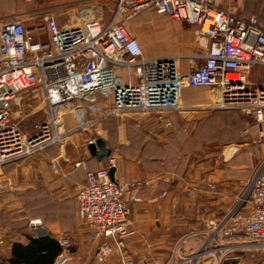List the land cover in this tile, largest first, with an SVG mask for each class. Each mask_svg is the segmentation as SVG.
<instances>
[{
  "label": "built area",
  "instance_id": "obj_1",
  "mask_svg": "<svg viewBox=\"0 0 264 264\" xmlns=\"http://www.w3.org/2000/svg\"><path fill=\"white\" fill-rule=\"evenodd\" d=\"M145 9L194 29L198 54L187 57L186 74L180 72L183 57L144 58L137 39L115 22L121 12H129L130 18ZM113 14L105 21L101 6L90 4L62 25L48 14L39 28L45 37L28 30L19 17L0 20V167L62 146L71 134L63 129L64 115L71 117L74 132L84 134L125 114L149 116L169 129V116L184 110L183 88H205L210 109L240 110L251 117L258 125L259 142H264V84L249 80L252 69L264 67V26L255 16L223 11L216 0H116ZM39 113L44 121L31 134L24 133L20 123ZM95 141L89 138L87 145ZM111 167L112 160L75 185L76 218L97 244L96 262L104 263L116 252L121 264H132L123 253V242L132 234L131 199L125 192L139 183L111 180ZM57 168L53 163L52 170ZM242 203L249 205L244 216ZM206 234L200 248L181 256L177 264H198L216 251L224 261L227 255L238 261L241 252H264V163L237 205L221 220L210 221ZM241 234L242 243L212 249L216 239ZM60 247L51 264H71L68 243L62 241ZM250 264H264V259Z\"/></svg>",
  "mask_w": 264,
  "mask_h": 264
},
{
  "label": "crops",
  "instance_id": "obj_2",
  "mask_svg": "<svg viewBox=\"0 0 264 264\" xmlns=\"http://www.w3.org/2000/svg\"><path fill=\"white\" fill-rule=\"evenodd\" d=\"M99 1L0 0V20L19 17L28 30H38L45 37L44 29L39 28L46 15L56 16L58 24L62 25L80 7L99 4ZM125 13L127 17L129 12ZM185 62L186 65H180L182 74L189 71L187 58ZM261 70L260 67L252 69L249 80ZM251 81L261 84L260 78ZM198 90L202 91L205 100L208 98L205 88H183L182 105L200 103L202 97H182L185 92ZM203 90L207 95L204 96ZM169 117L171 120L173 116ZM152 121L154 126L166 129L153 118ZM101 124L92 132L105 136L102 141L110 151L108 158L99 161L91 157L86 149L87 140L81 144L88 134L74 132L71 117L64 115L63 129L71 134L62 146L49 147L32 158L0 167V227L3 233L0 264H7L14 244L26 246L31 238L46 237L57 242L59 247L62 241L68 243L71 264H121L116 252L104 263L94 260L97 244L89 239L87 229L76 218L75 185L84 183L87 172L104 168L110 160L115 169V180L126 184L139 183L125 192V197L131 199L129 221L132 234L123 242V253L132 264H177L181 256L192 254L207 239L208 223L217 219L212 218L210 212L204 215L196 208L198 195L203 198L204 192H195L194 188L203 186V179L200 180L203 177L192 168L186 171V167L182 169L186 172L179 174L181 168L173 167L171 154L166 148L168 143L160 130L152 125L150 135L142 136L123 124L106 130ZM111 132L115 134V141L110 146L108 135ZM66 142L73 148L69 154L66 153ZM77 162L81 163L79 167L74 166ZM53 163L57 164V171L52 170ZM29 203L38 204L37 208L33 210L27 206ZM234 243L216 239L212 246L218 248ZM219 254L216 251L213 256L219 257ZM231 256L228 255V263L223 260L221 264H236ZM210 258L206 256L198 264H214Z\"/></svg>",
  "mask_w": 264,
  "mask_h": 264
},
{
  "label": "rangeland",
  "instance_id": "obj_3",
  "mask_svg": "<svg viewBox=\"0 0 264 264\" xmlns=\"http://www.w3.org/2000/svg\"><path fill=\"white\" fill-rule=\"evenodd\" d=\"M115 2L116 0H100L98 2L103 10L105 21L114 15ZM216 2L220 9L233 15L255 16L264 26V0H216ZM126 14L121 12L115 18V22L124 24L128 32L139 40L144 58L181 56L184 59H180V65H186L185 61L188 56L198 54L195 31L187 24L156 16L150 9H145L130 18L125 17ZM120 74L124 75V72L121 71ZM259 78L264 80V70H261L258 75L254 74L250 81H256ZM186 96L194 99L203 98L201 90L182 94L183 98ZM207 105L208 98L205 100V97L198 104H183V111L171 115V117L173 116L171 128L161 129L159 126H155L168 143L166 148L171 154L173 167L181 168L179 174H184L192 168L193 172L203 177L200 178V180L203 179V184H201L203 186L198 189L194 188L195 192H204L203 198H201V194L198 195L197 210H200L204 215L206 212H210L212 218L221 220L237 205L238 200L244 195L250 179L262 167L264 143L259 142L258 125L251 117L246 116L240 110H214L208 108ZM44 119L43 113L29 116L20 123V127L24 133L31 134L35 126L43 122ZM153 123L149 116L125 114L104 121L100 126L106 130L107 127L115 128L123 124L125 127L133 128L137 134L149 136L148 132L152 130H150V126H154ZM88 135L83 137L82 145L89 138L102 140V137H105L103 134L95 132ZM108 137V144L111 146L112 141H115V134L111 132ZM66 144V153L69 154L73 148L69 142ZM54 147L59 148L60 144ZM184 167H186V171L182 170ZM37 205L27 204L33 210L37 208ZM248 209L249 205L242 203L241 215H246ZM244 240L241 234L238 238H228L225 241L242 243ZM198 248H200L199 245L196 249L198 250ZM218 248L212 246V249ZM221 255L219 254V257L211 256L210 259L214 264H221V261L224 260V258L220 259ZM240 257L236 264H250L253 259H264V252L260 250L245 251L241 252ZM228 261L226 260L227 263Z\"/></svg>",
  "mask_w": 264,
  "mask_h": 264
},
{
  "label": "trees",
  "instance_id": "obj_4",
  "mask_svg": "<svg viewBox=\"0 0 264 264\" xmlns=\"http://www.w3.org/2000/svg\"><path fill=\"white\" fill-rule=\"evenodd\" d=\"M259 24L262 25L260 22ZM260 68L264 70V67ZM260 82L264 83V80L260 79ZM110 119L113 118H108L107 120ZM60 251L61 248L58 243L48 237L39 239L31 238L26 246L20 244H14L12 246L11 256L7 264H51Z\"/></svg>",
  "mask_w": 264,
  "mask_h": 264
},
{
  "label": "water",
  "instance_id": "obj_5",
  "mask_svg": "<svg viewBox=\"0 0 264 264\" xmlns=\"http://www.w3.org/2000/svg\"><path fill=\"white\" fill-rule=\"evenodd\" d=\"M86 149L91 157L97 160L108 158L110 151L105 147V143L101 139H97L94 143H90L86 146ZM115 169L111 167L109 169V178L114 179Z\"/></svg>",
  "mask_w": 264,
  "mask_h": 264
}]
</instances>
